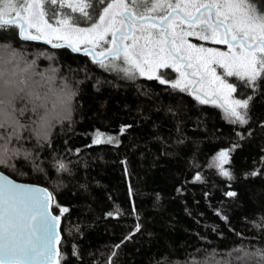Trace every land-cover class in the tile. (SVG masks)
I'll return each instance as SVG.
<instances>
[{
	"label": "trees",
	"instance_id": "1",
	"mask_svg": "<svg viewBox=\"0 0 264 264\" xmlns=\"http://www.w3.org/2000/svg\"><path fill=\"white\" fill-rule=\"evenodd\" d=\"M0 45L34 61L33 81L55 76L51 87L75 93L70 118L53 121L47 142L25 132L12 145L21 154L0 164L53 194L67 264H223L238 248L264 249V86L245 93L253 96L251 120L241 126L189 91L105 71L67 46L21 40L14 28L0 31ZM26 103L18 99L17 109ZM98 132L118 143L94 145ZM229 149L232 180L212 166ZM60 161L68 171L58 170Z\"/></svg>",
	"mask_w": 264,
	"mask_h": 264
},
{
	"label": "snow or ice",
	"instance_id": "2",
	"mask_svg": "<svg viewBox=\"0 0 264 264\" xmlns=\"http://www.w3.org/2000/svg\"><path fill=\"white\" fill-rule=\"evenodd\" d=\"M190 5H195V13L187 10ZM185 23L189 28L202 25L201 38L226 44L229 52L201 48L197 51L214 56L193 55L195 46L185 39L193 32L184 30ZM12 28L21 40L52 48L67 46L80 52L81 44H90L84 55L105 71L189 91L200 103L220 107L230 123L241 126L250 123L253 96L242 90L239 98L234 97L238 85L228 78L235 77L251 92L264 86V0H0V31ZM21 62L26 64L23 69ZM34 67V61L28 62L10 45H0V164L21 154L12 145L27 140L25 132L47 142L53 121L71 116L75 93L67 85L59 90L51 87L55 76L33 81ZM169 67L181 79L170 81L157 74ZM18 99L27 101L24 108L17 109ZM18 111L21 115L31 111L39 119L21 122ZM114 143L116 137L99 132L93 140L94 145ZM231 151H220L212 165L227 180L234 179L225 167L231 163ZM58 170L69 169L60 161ZM195 179L202 177L198 174ZM53 199L47 189L16 184L0 175V264H67L68 255L57 247L60 216L48 211ZM59 211L66 213L68 208ZM235 251L237 255L228 253L223 264H264V249ZM72 254L79 257L76 250Z\"/></svg>",
	"mask_w": 264,
	"mask_h": 264
},
{
	"label": "rangeland",
	"instance_id": "3",
	"mask_svg": "<svg viewBox=\"0 0 264 264\" xmlns=\"http://www.w3.org/2000/svg\"><path fill=\"white\" fill-rule=\"evenodd\" d=\"M187 10L189 12L195 13V5H190ZM69 14H71L70 11H69ZM201 27H202V25H197V26H194L192 28H189V26L186 23L183 25V28H184L185 31L193 32L192 35H189V36L185 37V39H186L188 44L195 46V48H193L191 50L193 55L214 56V53H201V52H198L197 49H201V48H203V49H215L216 51L223 52V53H228L229 52V48H228V46L226 44L215 43L211 39H207V40L202 39L201 36H203V33L200 31ZM108 39H111V37L109 36ZM59 43H63V42H59ZM129 43H130V41H129ZM210 44H213V46L210 45ZM86 47H91V45L90 44H81L80 45V48L82 50L84 48H86ZM98 50L99 49H97V51ZM233 51H235V49ZM213 67H216V66L213 65ZM222 73H223V70L220 69L219 67H217V74L218 75H222ZM157 74H162L165 79L170 80V81H175V80L181 79L180 73L174 71L173 68H171V67H169V68H161V69H159ZM228 80H229L230 83H235V84L238 85L237 92L233 94L234 97L239 98L241 96L242 90H243L244 94L247 92L248 89L243 88L242 83L239 80H237L235 77H229ZM105 136H109V135H105Z\"/></svg>",
	"mask_w": 264,
	"mask_h": 264
},
{
	"label": "water",
	"instance_id": "4",
	"mask_svg": "<svg viewBox=\"0 0 264 264\" xmlns=\"http://www.w3.org/2000/svg\"><path fill=\"white\" fill-rule=\"evenodd\" d=\"M48 46H51V45H48ZM80 52L83 53V51H80ZM0 175H3L5 177H7L8 180H11V181H13L16 184H20V185H24V186H28V187H32V188H43V189H47L46 187L41 186V185L29 184V183H22V182L16 181V180H14L13 178H11L10 176H8L7 174H5L2 171H0ZM48 211H49V214L50 215H55L54 212H53V200L50 202ZM61 226H62V218L60 217L59 222L56 224V234L60 237V240L57 242V247L60 250H61L60 245H61V242H62V239H63V235H62V231H61Z\"/></svg>",
	"mask_w": 264,
	"mask_h": 264
}]
</instances>
